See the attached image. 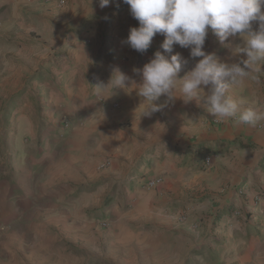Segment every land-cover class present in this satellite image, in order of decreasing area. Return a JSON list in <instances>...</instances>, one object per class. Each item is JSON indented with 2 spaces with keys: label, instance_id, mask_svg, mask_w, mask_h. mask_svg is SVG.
Returning <instances> with one entry per match:
<instances>
[{
  "label": "rangeland",
  "instance_id": "obj_1",
  "mask_svg": "<svg viewBox=\"0 0 264 264\" xmlns=\"http://www.w3.org/2000/svg\"><path fill=\"white\" fill-rule=\"evenodd\" d=\"M42 3L41 0H0L1 163H5V151L11 150V164H15L19 154H23L24 160L33 154L40 165H45L51 162V157H48L51 148L56 150L58 163L64 154L65 137H70L76 128L83 125V118L74 120L66 114H58V119L55 117L59 113L60 102L53 98V92L57 91L52 87L55 84L52 73L58 67L50 59L63 55L65 51L53 50L56 42L61 40H57L53 33L47 37L40 30L42 23L39 28L36 12L38 5L62 8L65 3L62 6H58L56 0H50L47 5ZM112 20L109 14L98 25L101 28L95 29L101 40H109V24ZM90 24L88 20L87 25L78 28L77 40H74L80 43L84 38L82 54L85 59L88 58L87 48L90 46L86 41L90 40V36L84 34H89L95 26L87 28ZM71 32L66 33L68 35ZM153 40H164V36L157 34ZM206 40L218 38L209 31ZM216 125L214 131L226 136V141H222L220 146L208 145V148L214 149L210 154L215 161L209 168H203L201 162L204 155L195 153L194 161L186 158L188 156L185 153H190V149L183 142L185 140H181V135H186L181 134L180 130L184 126H179L177 132L176 127L169 124H147L136 130L131 129L132 125L128 121L121 123L120 131L127 135H132V132L142 135L146 132L147 138H152L149 149L135 158L134 168L141 165V174L159 176L162 183L148 194L151 200L142 203V206L129 208L130 216L127 219L118 217L115 229H112L113 217L104 219L98 216L110 208L112 193L115 196L120 191L119 202H124L123 198L128 196L126 189L109 190L99 208L89 212L87 233L71 236V245H76L72 257L80 258H71L70 262L264 264V145L254 141L248 143V138L241 137L238 132L231 136L222 135L223 131L234 132V126L228 125L230 130L226 126ZM205 127L186 125L183 129L184 133L188 132L186 140L195 139V130L201 134ZM256 128L263 131L261 135L264 134V121ZM186 129H193V132ZM144 138H141L142 142ZM13 148L23 150V153ZM63 166L58 168L62 170ZM84 167L80 168L79 176ZM79 190L80 193L87 192ZM73 204L77 206L74 201ZM59 206L63 208L57 203ZM42 208L46 210L47 205H42ZM138 211L143 213L142 220L137 217ZM102 222H105V227L100 225ZM38 255L41 262H36L35 257L39 260L36 255L24 264H50V258H47L49 254L40 252ZM2 256L0 254V258Z\"/></svg>",
  "mask_w": 264,
  "mask_h": 264
},
{
  "label": "crops",
  "instance_id": "obj_2",
  "mask_svg": "<svg viewBox=\"0 0 264 264\" xmlns=\"http://www.w3.org/2000/svg\"><path fill=\"white\" fill-rule=\"evenodd\" d=\"M64 1L66 6L62 8L38 5L37 24L40 28V22L42 23L40 30L47 37L53 33L57 40H61L56 42L53 50L65 51L63 55L50 59L51 62L55 61L58 67V70L52 73L55 80L52 87L57 91L53 92V98L54 101L60 102L59 113L55 117L58 119V114H66L74 120L83 118L84 121L82 127L76 128L70 137H65L64 154L58 163L56 161L58 155L56 150H51L52 148L48 151L51 162L45 165H40V161L33 154L26 156V162L23 154H19L15 164H11L13 160H10L9 156L12 151H5V163H1L0 160V254L3 255L0 264H24L30 262L34 256L38 257L40 252L49 254L47 258H50L48 259L50 264H72L71 258L77 260L80 256L72 257L76 245H71L73 242L71 236L75 233L80 235L87 233L89 212L99 208L109 190L126 189L128 196L126 199L123 198L124 202H121L122 200L119 202L120 191L115 196L112 193L110 208L98 216L104 219L113 217L112 229H115L118 217L122 220L130 216L129 208L142 206V203L152 199L148 194H151L154 188L146 187V182L152 176L141 174L143 167L140 165L134 168V164L137 155L149 149L153 140L147 138L146 132L142 135H138L139 132H132V135L121 132L120 125L123 122L128 121L132 125L131 129L136 130L147 124H169L171 127L175 126L177 132L179 126H206L201 134L196 129L194 132L197 133L194 134L196 138L188 141L186 140L188 132L184 133V127L180 129L181 134H186L181 135L183 137L181 140H185L183 142L190 149V153H185L188 156L186 158L192 161L195 160V153L201 156L213 153L214 149L208 148V145L220 146L222 141H226V136L214 131L218 126L216 124L227 128L228 125L234 126V132L223 131L222 135L231 136L238 132L241 137L248 138V143L254 141L256 144L264 145V134H260L263 131L256 128L261 121L255 126H248L238 125L234 119L218 120L207 111L202 100L198 102L193 99L185 104L180 98L168 101L167 97L162 95L154 103L163 107L150 117H140L142 108L138 106L141 98L137 96L135 90L131 92L129 89L130 93H126L121 89H115L106 100L105 97L94 94L93 86L101 81L107 83L113 69L116 68L137 84H142V72H134L133 69L142 70L157 51L169 59L176 53L188 59L187 68L179 74L181 77L184 71L194 67L200 58H190V50L178 44L173 46L171 53L164 52L161 48L163 40L152 39L149 48L143 53L131 49L123 41L127 38L129 29L139 25L138 21L132 18L129 6L122 0H115L104 8L99 6V0ZM109 14L113 17L109 24L110 37L109 40H101L95 29L101 28L98 25ZM88 20L91 24L87 28L95 26L89 34H84L90 36V40H87L90 43L87 48L88 58L85 59L82 54L85 47L84 38L80 43L74 40H77L76 30L87 25ZM256 27L257 23L253 22V28ZM71 30L73 32L67 35L66 32ZM229 40L233 47L241 43L240 40H231V37ZM72 46L74 48H71ZM204 50L228 63L246 59L243 53L232 56L230 50L224 48L219 40H206ZM254 74L258 80H250L244 86L233 87L229 94L240 102L242 107L260 111L264 110V65ZM186 130L193 132V129ZM141 138H144L143 142ZM13 149L19 151L17 148ZM19 152L23 153V150ZM62 165L64 166L60 170L58 167ZM83 165L85 167L79 176ZM79 189L87 192L80 193ZM57 203L63 205V208L57 207ZM44 204L47 205L46 210L42 208ZM137 213V217L142 220L143 213L140 211ZM114 217L117 219L114 220ZM77 221L79 223H76ZM44 258L43 256L42 259ZM35 260L41 262V258L37 260L35 257Z\"/></svg>",
  "mask_w": 264,
  "mask_h": 264
},
{
  "label": "clouds",
  "instance_id": "obj_3",
  "mask_svg": "<svg viewBox=\"0 0 264 264\" xmlns=\"http://www.w3.org/2000/svg\"><path fill=\"white\" fill-rule=\"evenodd\" d=\"M115 0H99L101 8ZM138 27H131L123 43L138 52H145L157 34L163 35L161 48L171 53L178 44L189 49L192 59L200 58L192 67L179 74L188 65V59L179 53L166 58L160 51L154 53L143 69V82L137 84L118 68L113 69L107 83L93 86L94 94L109 98L115 89L141 98L140 117H150L162 105L154 103L163 95L168 101L176 98L188 104L202 100L207 111L216 119H234L238 125L255 126L264 121V111L244 108L229 94L236 86L258 80L254 74L264 65V0H122ZM253 22L257 27L253 28ZM209 31L232 56L243 53L246 59L228 63L215 54H208L204 45ZM239 38L235 47L229 38ZM227 42V43H226ZM205 89L207 91H205Z\"/></svg>",
  "mask_w": 264,
  "mask_h": 264
},
{
  "label": "built area",
  "instance_id": "obj_4",
  "mask_svg": "<svg viewBox=\"0 0 264 264\" xmlns=\"http://www.w3.org/2000/svg\"><path fill=\"white\" fill-rule=\"evenodd\" d=\"M44 4H48L50 2V0H41ZM65 3L64 0H58L57 1V5L58 6H62L63 4ZM87 43H89L88 41H86ZM116 106V105H115ZM212 154H207L203 157V160H202V166L204 168H208L210 165H211V162H212ZM106 165H108V163H106ZM105 165V166H106ZM162 183V178L161 177H154V178H151L149 179L147 182H146V187L148 189H153L155 188L156 186L160 185ZM102 227H105L106 224L105 222H102L100 224Z\"/></svg>",
  "mask_w": 264,
  "mask_h": 264
}]
</instances>
